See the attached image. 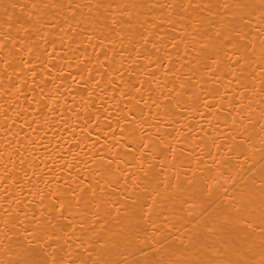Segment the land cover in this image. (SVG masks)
<instances>
[{
    "label": "bare ground",
    "instance_id": "6f19581e",
    "mask_svg": "<svg viewBox=\"0 0 264 264\" xmlns=\"http://www.w3.org/2000/svg\"><path fill=\"white\" fill-rule=\"evenodd\" d=\"M262 178L264 0H0V264H264Z\"/></svg>",
    "mask_w": 264,
    "mask_h": 264
},
{
    "label": "snow or ice",
    "instance_id": "6c2138e0",
    "mask_svg": "<svg viewBox=\"0 0 264 264\" xmlns=\"http://www.w3.org/2000/svg\"><path fill=\"white\" fill-rule=\"evenodd\" d=\"M260 188L259 190L261 191L262 194H264V178L261 179V181L259 182ZM253 189H255L257 187L256 183H253L252 185ZM241 196H247V193H241ZM27 264V262H26Z\"/></svg>",
    "mask_w": 264,
    "mask_h": 264
}]
</instances>
